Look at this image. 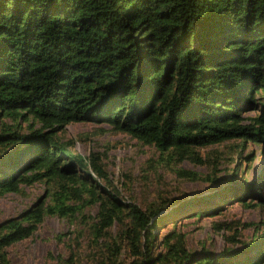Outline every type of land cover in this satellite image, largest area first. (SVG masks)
I'll return each mask as SVG.
<instances>
[{
	"label": "trees",
	"instance_id": "trees-1",
	"mask_svg": "<svg viewBox=\"0 0 264 264\" xmlns=\"http://www.w3.org/2000/svg\"><path fill=\"white\" fill-rule=\"evenodd\" d=\"M0 118V196L43 185L0 221V264H12L7 246L46 216L71 219L93 205L88 264H264V229L241 239L248 223L211 220L234 244L215 251L189 248L176 227L233 201L264 209V167L245 183L255 156L239 162L250 142L264 156V0H0ZM77 121L154 145L159 163L184 179L212 185L223 158L236 165L217 189L158 191L142 208L115 191L100 154L60 140ZM228 140L233 154L201 151ZM185 160L212 172L187 170Z\"/></svg>",
	"mask_w": 264,
	"mask_h": 264
},
{
	"label": "rangeland",
	"instance_id": "rangeland-1",
	"mask_svg": "<svg viewBox=\"0 0 264 264\" xmlns=\"http://www.w3.org/2000/svg\"><path fill=\"white\" fill-rule=\"evenodd\" d=\"M253 114L255 111L245 113V115ZM4 120L7 121V119ZM58 135L62 141L73 140L72 145L69 146L73 152L84 156L91 152L100 154L115 191L127 200L136 201L142 208L158 191L164 196H177L183 193L189 196H198L206 194L215 187L217 189V183L226 184L231 169L236 165L235 160L229 161L228 158H223L215 168L217 180L211 185L205 179H184L177 176L171 168L159 163V151L154 145L145 143L129 133L114 132L106 123L70 122ZM235 142L228 140L210 144L202 147L201 151L217 149L223 154H233L232 147ZM262 148L263 145L250 142L240 154L239 162L242 167L245 162H248V158L245 159L246 154L250 152L255 156L249 169L243 168L241 172L245 183L253 181L264 167ZM180 165L187 170L198 171L202 174L212 172V169L210 172V169L205 165H195L187 160ZM24 191V194L7 192L0 196V221L28 207L43 193V185L36 182L24 186ZM95 211L96 206L93 205L85 208L83 215L71 219L56 215L46 216L31 236L7 246L11 263L88 264L92 257L88 222ZM224 219H239L241 222L248 223L239 229L241 239H249L252 234L264 229L262 222L264 209L260 205H246L237 201L228 204L219 215L186 217L177 223L176 227L186 233V242L189 248H200L201 245H205L219 251L225 246H234L222 235V233L227 234L226 231H216L211 227V220ZM255 225H257V229ZM170 226L162 228L157 233V238L160 239Z\"/></svg>",
	"mask_w": 264,
	"mask_h": 264
}]
</instances>
